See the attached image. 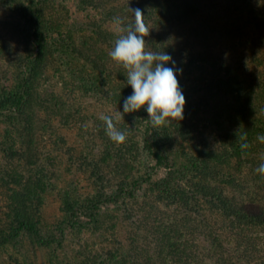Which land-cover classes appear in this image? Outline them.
I'll return each instance as SVG.
<instances>
[{"label": "trees", "instance_id": "obj_1", "mask_svg": "<svg viewBox=\"0 0 264 264\" xmlns=\"http://www.w3.org/2000/svg\"><path fill=\"white\" fill-rule=\"evenodd\" d=\"M262 1L226 0L225 8L238 15H248L256 26V22L263 23ZM81 2L99 8L101 17L91 24V35L76 42L72 37L49 40L51 32L58 27L50 10L52 0H0L14 18L10 21L13 28L26 42L25 53L16 56L15 85L0 90V113L3 110L13 113L18 124L15 131L21 139L20 146L7 150L4 163L0 164V247H11L17 252L24 249V258L28 257L31 246L46 248L56 240L55 244L62 247L65 228L75 225L92 228L100 224V206L106 202L103 200L109 197L117 200L121 197L118 194L129 192L130 186L138 189L142 184H149L154 202L171 207L172 217H168L167 222L146 213L135 222V231L124 249L115 247L99 253L74 251L73 255H62V260L72 264H209L205 256H210L216 264H225L224 242L229 235L240 246L252 239L246 231L264 232V176L255 171L264 162V143L256 139L264 134V54L254 59L255 66H252L244 56L229 59L191 47L177 49L172 44L176 43L175 35L155 24L153 14L159 16L160 13L154 3L133 6L130 2L120 4L114 0L115 3ZM136 8L141 9L148 29L144 37L145 50L167 52L181 69L177 75L178 85L190 107L182 120L153 127L143 108L123 113V99L132 89L126 82L127 69L113 61L109 53L115 41L125 35L134 22L131 9ZM115 18L121 20L119 25L114 22ZM106 22L116 24L118 32L103 28ZM227 30L229 37H242L235 28ZM54 32L59 34L57 30ZM205 36L215 42L214 37ZM50 67L64 70L57 83L62 88L73 85L80 96H95L103 103L116 106L124 119L119 130L124 132L129 127L130 135L134 130L136 136L141 126L145 128L140 131L141 145L132 136H126L125 142L120 144L111 141L114 146L109 143L99 161L91 156L93 148H84L89 151L78 152L76 158L70 147L67 148L70 163L91 166L95 192L82 196L64 189L58 197L62 213L52 225L43 215L47 196L54 185L53 176L47 175L45 161L39 155L37 111L50 109L52 116L63 118L65 122L70 117L78 118L80 112L70 111L72 105L56 91L42 95L37 89ZM195 73L200 76L197 86L191 87L197 94L192 103L182 79ZM204 107L210 109L206 112L219 115L222 123L210 140L196 135L188 123L193 120L189 111ZM243 143L249 147L241 149ZM140 149L155 167L166 168L164 177L152 179L148 165L143 172L133 173ZM108 158H114L116 169L123 170V173L118 170L122 176L115 185H112L110 172H105L102 166ZM110 186H115L117 191L109 192L106 188ZM80 212H85L89 221H81L77 214ZM141 224L145 230L143 236L138 231ZM196 233L203 241L202 256L192 248L198 247L194 242Z\"/></svg>", "mask_w": 264, "mask_h": 264}, {"label": "rangeland", "instance_id": "obj_2", "mask_svg": "<svg viewBox=\"0 0 264 264\" xmlns=\"http://www.w3.org/2000/svg\"><path fill=\"white\" fill-rule=\"evenodd\" d=\"M107 1L113 2V0ZM114 1L120 2V4L130 2L133 3V6H147L148 3L151 5L154 3L157 12L160 13L159 16L156 13L153 14L154 22L159 25V29H166L175 35L176 43L172 44L177 49L191 47L196 51H207L211 55H220L229 59L244 56L252 66H255L254 59L260 58L264 54V15L262 14L261 17L263 23L256 22L257 25L255 26L248 15H238L232 11H227L225 8L226 0ZM259 2L263 1L259 0ZM51 5L52 18L58 24L55 30L59 34L57 35L54 30L51 32L49 40L58 41L64 38L68 40V37H72L77 42L79 39L91 35V24L101 17L99 8L82 3L81 0H52ZM9 14L8 9L0 4V90L12 88L15 85L17 81L16 56L19 53H25L26 48V42L21 33L14 29L10 23L14 18H11ZM103 28L115 32L119 30V27L112 22L104 23ZM234 28L240 34L242 33L241 38L229 37L227 29L233 30ZM182 31L183 33H181ZM195 32L199 35H196ZM205 34L214 37L215 42L207 40ZM63 71L54 70L50 67L47 76H44L46 78H43L37 86L42 95L53 90L61 94L60 97L72 105L70 111L77 110L80 112L78 118L70 117L65 122L63 118L52 116L53 112L50 109L46 112L37 111L38 118L35 123L39 155H41L40 159L45 161L48 169L47 175L52 174L53 176L51 182L54 186L47 196L43 214L50 225L54 224L62 213L58 197L64 189L68 188L73 190V193L82 196L93 195L95 192V176L91 174V166L79 167L77 163L74 165L70 163L67 148L70 147V151L74 153V158L80 151L85 153L89 151L84 150V148H93L94 152H90L91 156L99 161L101 152L111 143L106 135L105 123L101 116L112 117V122L117 129L124 123V119L116 106L103 103L95 96H80L73 85H70V88H62L57 84L60 75L65 73ZM199 76V73H195L192 77L182 79L187 91H189L187 94L191 95L190 101L192 103L197 94L191 91V87L194 84L197 86ZM49 105L52 104L49 103ZM61 109L63 110V107ZM188 109L190 107L185 103L183 116L187 114ZM209 110L206 107L200 108L196 112L190 110L193 120L192 122L189 121V117L186 120V122L189 121L188 123L191 124L190 126L196 135L208 140L212 139L215 131L222 124L220 116L214 115L213 111L206 112ZM3 111L0 113V164L4 163L5 155L10 148L20 146L21 140L15 131V126L18 124L14 121L13 113L8 110ZM77 113L75 117L78 115ZM139 129L142 131L145 128L141 126ZM128 131L129 127L124 130L126 136L134 137L132 139L137 140V143L141 145L142 134L140 131L136 133V136L134 130H132L133 135L132 133L130 135ZM111 144L114 146L113 143ZM147 158L140 149L133 173L143 172L145 165H148L151 167L148 170L151 172L152 179L159 180L164 177L166 168L163 166L155 167L154 162L148 161ZM107 161L102 166L105 172L108 174L110 172L113 179L112 185H115V181L118 182L119 177L122 176L118 170L121 173L123 170L121 168L116 169L114 158H108ZM106 189L112 192L114 189L116 190V187L110 186ZM130 192L132 193L129 194ZM118 195L123 198L119 197L117 200H113L109 197L111 200H103L106 202L100 206V224L97 227L80 228L75 225L73 228H65L66 238L62 247L55 244L56 240L50 242L46 248L31 246L27 258L23 257L24 249L17 252L11 247H0V264H56L57 262L59 264L60 261H62L61 264H72L69 260H62V255H73L74 251L99 253L105 250H114L115 247L124 249L132 232L135 231V222L141 220L146 213H151L152 218H162L164 222H167L168 217H172L171 207H165L162 203L154 202L153 192L149 184H142L138 189L130 186L129 192ZM77 214L81 221H89L85 212ZM142 225L138 230L140 236L145 235ZM246 234L252 239L250 243L246 241L240 246L230 235L228 240H225V264H264V232L251 229L246 231ZM194 235V242L195 245L197 243L198 247L192 246V248L200 251L199 255L202 256L204 249L202 238L198 233ZM205 260L209 264L215 262V259L210 256H205Z\"/></svg>", "mask_w": 264, "mask_h": 264}, {"label": "clouds", "instance_id": "obj_3", "mask_svg": "<svg viewBox=\"0 0 264 264\" xmlns=\"http://www.w3.org/2000/svg\"><path fill=\"white\" fill-rule=\"evenodd\" d=\"M131 11L134 22L129 25L126 34L115 41L109 53L113 61L127 69L126 82L132 89L131 94L123 99V113L143 108L153 127L172 120H182L185 97L177 80L181 69L167 52L145 50L144 37L148 29L143 22V13L139 8ZM114 22L119 25L121 20L115 18ZM101 119L105 123L106 135L112 142H125V133L115 127L112 117L105 115ZM256 139L264 143V134L258 135ZM240 147L247 149L249 145L243 143ZM255 171L264 176V162Z\"/></svg>", "mask_w": 264, "mask_h": 264}]
</instances>
